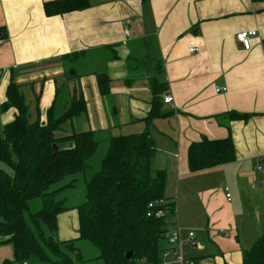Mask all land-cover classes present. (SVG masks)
I'll return each mask as SVG.
<instances>
[{"label":"crops","instance_id":"crops-1","mask_svg":"<svg viewBox=\"0 0 264 264\" xmlns=\"http://www.w3.org/2000/svg\"><path fill=\"white\" fill-rule=\"evenodd\" d=\"M45 1L50 0H0V27L8 35L0 39V103L13 78L32 116L37 104L45 117L56 80L71 64L60 57L83 52L73 66L87 110L63 131L92 129L105 149L111 136L144 131L151 81L165 83L160 110L172 114L154 118L149 126L152 166L166 171L171 217L195 251L187 257L196 258L195 264H242L243 249L264 232V173L256 170L264 156V0H88L86 8L51 16L44 13ZM249 30L256 34L245 49L236 34ZM119 46L127 52L117 51ZM191 47L197 50L190 52ZM95 71L110 79L105 95ZM216 85L226 90L216 92ZM166 94L171 103L163 102ZM14 112H3V123ZM228 112L246 117L230 119ZM226 137L233 160L188 168L192 142ZM79 202L58 214L59 240L78 236ZM12 255L10 245L0 263Z\"/></svg>","mask_w":264,"mask_h":264},{"label":"trees","instance_id":"trees-1","mask_svg":"<svg viewBox=\"0 0 264 264\" xmlns=\"http://www.w3.org/2000/svg\"><path fill=\"white\" fill-rule=\"evenodd\" d=\"M88 6V0H50L43 3L48 16L61 15ZM0 27V39L7 38ZM83 52L60 58L71 62L63 77L56 80L55 93L45 117L35 115L14 79H10L0 103V114L14 108L13 119L0 125V245L10 244L12 258L0 264H81L89 260L102 264H162L164 234L174 214L172 198L165 197L166 171L154 169L155 148L149 137L152 120L168 116L161 111L160 96L165 83L152 79V107L140 133L119 134L107 139L101 150L100 138L92 129L57 135L63 126L86 113L84 96L77 84L80 74L73 66ZM101 94L109 92L105 71H95ZM230 119L246 114L228 112ZM102 151V152H101ZM99 156L97 167L93 160ZM231 139L192 142L187 149L188 168L196 171L233 160ZM90 170L84 179L83 199L75 205L78 236L57 237L58 214L68 210L63 193L74 187L77 176ZM69 177V181L60 182ZM161 199L164 213L147 216L148 203ZM96 249V255L83 259L79 242ZM132 251L130 258L125 254ZM194 261L197 259L194 258ZM242 264H264V232L242 251Z\"/></svg>","mask_w":264,"mask_h":264},{"label":"built area","instance_id":"built-area-1","mask_svg":"<svg viewBox=\"0 0 264 264\" xmlns=\"http://www.w3.org/2000/svg\"><path fill=\"white\" fill-rule=\"evenodd\" d=\"M125 35H128V30L125 29ZM256 34L255 30L249 31H240L236 34L237 41L242 45L243 48L249 49L250 47V38ZM197 49L194 47L189 48V51H196ZM226 90V86H215L216 92H224ZM173 100L172 95L166 94L163 97L164 103H171ZM256 170L258 172L264 173V156H259L257 159ZM225 190L227 188L225 187ZM230 197V193H226V198ZM164 201L161 199L150 201L148 203V211L146 213L147 216L154 215L155 217H160L164 213ZM166 231L164 234V246L161 251V263L162 264H195V261L184 255L182 244L183 238L181 235L180 228L178 227L175 219L170 217ZM188 238L190 239V243H193L194 233L193 231H188ZM25 264V263H24Z\"/></svg>","mask_w":264,"mask_h":264},{"label":"rangeland","instance_id":"rangeland-1","mask_svg":"<svg viewBox=\"0 0 264 264\" xmlns=\"http://www.w3.org/2000/svg\"><path fill=\"white\" fill-rule=\"evenodd\" d=\"M143 58V55L141 56ZM2 114H0V125L3 124V120H2V117H1ZM11 120V119H10ZM63 128L65 129L66 126H63ZM59 134H64V131L62 129L61 132H57V135ZM104 147L101 146V150H103ZM99 161V156H96L93 160V165L95 167H97V163ZM0 167L4 170H8L9 171V168L0 162ZM90 170H87L85 171L84 173L80 174L77 176V180L74 182V187L73 188H68L64 191L63 193V196L67 198V205L69 204H73L74 202H79L83 199V193H84V179L88 178L90 176ZM67 181H69V177L68 178H65L63 179L60 184H63V183H66ZM68 210H71V208H69ZM67 210V211H68ZM192 231V230H191ZM182 232V231H181ZM188 233V232H187ZM194 233V232H193ZM188 235V234H187ZM200 237H201V233L200 232H197L196 231V238H197V241L200 240ZM79 249L81 250V253H82V257L83 259L87 260V258L89 257H93L96 255V249L91 246V244H89L88 242H85V241H80L79 242ZM165 244V242H164ZM190 245V244H189ZM189 245H185V243L183 242L182 244V248H183V252H184V255L185 256H189L191 255L192 253H194L195 251H192L189 247ZM206 246L208 247V245L206 244ZM8 250V251H7ZM10 250V244H1L0 245V255L2 256H5V254H7V252H9ZM90 262H84V263H81V264H102L101 261H94L93 260H89Z\"/></svg>","mask_w":264,"mask_h":264},{"label":"water","instance_id":"water-1","mask_svg":"<svg viewBox=\"0 0 264 264\" xmlns=\"http://www.w3.org/2000/svg\"><path fill=\"white\" fill-rule=\"evenodd\" d=\"M116 50L119 51V52H120L121 50L127 52V50L124 49V48L121 47V46L117 47ZM131 254H132V251H128V252H126L125 257H126V258H130Z\"/></svg>","mask_w":264,"mask_h":264}]
</instances>
